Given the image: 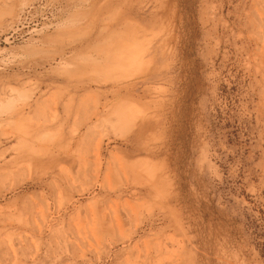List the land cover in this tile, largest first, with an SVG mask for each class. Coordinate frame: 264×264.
Masks as SVG:
<instances>
[{"label":"rangeland","instance_id":"1","mask_svg":"<svg viewBox=\"0 0 264 264\" xmlns=\"http://www.w3.org/2000/svg\"><path fill=\"white\" fill-rule=\"evenodd\" d=\"M0 264H264V0H0Z\"/></svg>","mask_w":264,"mask_h":264}]
</instances>
